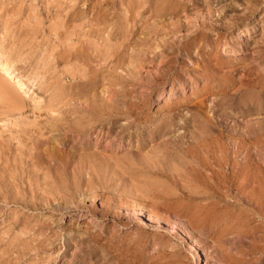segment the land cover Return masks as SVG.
<instances>
[{"label": "rangeland", "instance_id": "rangeland-1", "mask_svg": "<svg viewBox=\"0 0 264 264\" xmlns=\"http://www.w3.org/2000/svg\"><path fill=\"white\" fill-rule=\"evenodd\" d=\"M153 7L155 9H153ZM134 22L135 26L133 27ZM175 23L177 25L179 23L178 27ZM203 24L209 27H205L202 29L203 31H199V29L202 28L201 26H204ZM191 30L192 32H190ZM196 30H198V32H195ZM200 32H202L201 34H204L203 37ZM129 34L132 35L129 36ZM65 35H68V37H70L69 35H71L72 37V41L70 40L67 44L68 46L64 45L68 42H65V40L67 39ZM199 35L200 37H198ZM59 36L62 37V42L64 43H61V37ZM124 36L135 38L137 36L139 38L144 37L143 42H141L142 40L139 38H134L135 40H137V42L133 39L134 41H132L131 44H129V40L127 41L125 39L126 41L125 43H123V45L125 44L130 49H132V43L135 42L137 43V46H135L137 49L147 50L149 48V50L146 52L148 54L143 55L144 58L142 57L143 59L138 60V64H140L139 66H136V68L138 67V69L135 68L136 71H133V73L137 77L139 76V78L138 80L135 79L137 81L134 80L136 84L134 85L132 91L133 96L131 100H133L136 106L138 104V107L142 109V114L140 115L141 118L138 117L140 119L137 118V121L134 120L135 122H133L131 120L132 118L130 117L131 113L128 114L129 116L122 117L124 118V120L121 118V120L119 121L121 126L132 121L130 132H126L122 137L117 136V131L121 128L120 125L115 127L113 132L108 129V125L104 128L96 126L92 130L93 134L91 133L92 135H88V137H85V139H80V137L77 136L78 134H76V132L71 133L69 131H65V128H63V130L61 129L63 132L62 135L66 137L63 138L64 143L59 144V146H63L64 148L62 147L60 149V147H58L55 149V151L57 152H54L55 154L59 153V156L56 155V157L59 158H57L58 160H61V163L57 161L53 162L50 160L45 163H40L42 166H39L41 167V172L43 167L46 169V165H49L50 162L64 164L67 159L65 156L66 148L68 149L76 143L80 145V143H83V141L86 140L84 141L85 144L91 146L93 144H96V146H99V151L102 150L100 151L102 152L101 154H104V156L107 157L110 161H114L121 157L122 158L119 160H122L124 159L123 157L126 156V158L129 159L126 160L132 161L133 159H136L133 161H135L136 163H140L141 165V163L147 159L146 156L148 154L150 155V157L153 155L154 161L153 158L150 159V157H148V162L151 161V163H154L158 162V159L161 160V163L164 164H160L159 161V163H155L156 168H168L166 170L170 174L171 169H173L174 171L178 168H183V166L181 165L182 163L178 162V160L180 161V158H178V160H172L171 156L168 155V158H163L164 160L159 156L157 157V159L156 156H154L153 152H151L152 154L150 153V151H152L151 146H153V151H155L157 147L165 148V146H160L162 144H160L159 142H167L168 144L166 143L165 145H169L168 148L173 149L178 148L177 144L181 145L179 146V148H183V145H190L189 141H191L192 135H190V133H192L195 129L193 128L194 122H192V114L194 115L196 113L195 111H197L195 116L197 114L201 116L200 118L199 115H197L196 118L197 120L200 119L199 121L202 127L200 129L196 128L195 132H206L208 136L205 133L202 134L208 138L207 139L202 136L203 139H205L202 143L204 144L203 146L205 147V143L207 144L206 141L211 140L212 144L210 141L208 142L209 144H211V148L216 151L217 156H220L222 162L226 161V164L225 162L222 163L221 167L218 165L220 167L219 168L216 163L214 164L215 161L213 157L208 159L211 154L208 155V152L206 153L204 148L201 146V151L204 153H201V151H199L198 149V151L201 153L199 155H202L203 160L205 159V161H207L208 159V162H212V170L216 168L219 169L217 170V172L222 170V174H219V176L223 175L224 173L225 181L223 180L222 183L218 182L217 179H220L218 178L219 176L213 177L215 174L211 173L210 170H208L209 172L206 171V168H203V170L201 168L199 171H202L205 175L207 173L211 174V181L209 180V182H212V185L220 190V192L224 191L226 187L225 191L221 192L222 194H191V192L188 193L187 191L189 190V188H186L187 185L188 187H190V184L189 182L187 183V181L184 179L182 181H178L179 184H170L171 182H167L165 186L168 189L165 188V191L167 189L168 192L159 190L157 182L160 181L159 185L164 184L165 178H163V176L166 177L168 175V173L164 170V173L166 172L167 175L165 173V175H163L162 177H158L159 179L153 176V179L156 178L155 180L157 181L158 179L159 181L156 182L155 180L153 181L150 178V182L153 181L152 184L155 185V188L157 186V191L159 193L155 190V188L153 189L154 185L151 184V187L147 186V188H151L150 190L146 188L147 192L151 191L148 193V195L146 192V195H144V192L140 193L139 195L138 193L140 192V189H142L141 191H143V187L146 186L144 185L145 182L143 183V181H146L147 178L144 179L142 176L140 181L139 177L141 175L139 174V172L141 171V169L138 167V172V170H136L137 167L135 165H132V163L129 165L123 164L122 166L124 167V170L121 169L122 166L117 167L116 172H114L115 176L112 172L115 171L114 167L110 168L112 170H110L109 168H105V174L107 173V171L110 174L108 175L107 173V175H105L104 173H102V177L101 175H90L88 172L89 167L87 166H85V170L82 169L81 171H79V169L75 167L74 164H69V166L71 165V168H68L69 176L67 175V173L65 174V171L61 168V170L59 171L61 174L60 176L62 177L60 181L61 183L58 182L60 190L57 189L56 193L50 196V204H53V206L55 205L58 208H54L52 210L48 207H46L47 209L45 210L37 208L35 209L33 207L27 208L21 205H16L14 203L6 204L4 201H2V198H0V264H133L132 261H134V264H137L138 262V264H158L159 262V264H171L173 262V264H184L183 262H185L186 264H242L241 260L243 264H264V255L261 256L258 252V254L256 253V256L255 254H251L252 251L256 249L254 248V246H252L254 245V241L256 244L255 246H257V243L258 245H264L262 241H259L262 240V238L260 237L264 235V228H262L264 227V178H262L264 177V0H0V58L2 61L9 62L11 70H13L14 73L26 77L31 87L29 90L27 88V95L24 98L23 105H21V107H24L22 110L19 107L17 109L18 112H16V110H10L9 112V110H7L5 107L7 101L3 103V100H1L3 98H0V144H2L0 145V153L2 152V150L3 152H6L4 150H7V154L3 155V159H5V156H7L6 160H10L9 163L13 162V157L16 154H20V151H27L29 153L32 152L30 153V156L32 154L33 156H35L34 152H36V146L39 143L41 148H44V143L38 140L42 139L43 136H40V133L43 131V134L46 133L48 135V132L46 131L47 128L49 129L51 127V117L55 114L58 115L59 112H62L59 110L64 108L65 103H62V105L60 104L62 101H66H64V99L66 98L65 95H68L67 92L69 91V86L71 84H75L78 80L77 78H75L74 80L70 79L67 72H65V69H67L65 65L66 62L73 61L75 55L81 52L84 53L86 51L85 54H90L89 57L97 54L98 52L102 53V51L106 49V47L103 49L104 46L101 45L102 40L110 43L112 49L116 48V50H121V48H123L122 42L125 38ZM187 36L191 38V42L197 40L198 38V41L195 42L200 43H197V46L194 44L196 48L193 45V49H191L190 51L191 54L189 52L185 55V53L181 54V49H183L182 42L184 41V37L186 38ZM63 37H65V39ZM146 38H149V40L147 39L149 41L148 43L146 42ZM199 38H201L202 40ZM90 39L92 41H90ZM76 40L79 41L78 44H75L77 43ZM86 40H89L90 43L89 41L87 43ZM80 42H83L81 44L82 46L80 45ZM145 42L146 44H144ZM214 42H216V44H214ZM86 43L88 45H86ZM207 43L210 44L207 45ZM72 44L74 47L71 46ZM200 44L203 45L200 46ZM142 45L146 46L143 47ZM55 46L57 48H55ZM79 46L82 47L83 51L78 50ZM94 46H100L101 48L99 47V49H97L95 47V51L91 50L94 48ZM203 46L205 47L203 48ZM52 47H54L55 49H53ZM171 47L173 50L171 49ZM197 48L200 50L197 51ZM87 51L89 53H87ZM151 51L158 52L155 59L152 58L151 55H153V52ZM199 53H201L200 56ZM173 54L175 57L173 56ZM206 54L208 56L210 54V56L208 57ZM170 57H172L173 59H170ZM180 57L184 59H181ZM165 59H168V62H173L171 63L172 66H170V64H168ZM164 60L165 62L161 63ZM176 60L182 61L185 66H183V64L182 67L181 64H178L177 66V64H175ZM91 62L92 61L90 60V63ZM93 62L91 63L92 66L94 64V67H96V61L94 60ZM165 63H167V65ZM174 65L175 67H173ZM202 66H204V68ZM176 67L179 71L176 70ZM167 69L169 71H167ZM119 70L121 71V69ZM208 72L210 76L208 75ZM155 73H159L161 74V76L153 80V76ZM198 73L200 74L198 75ZM206 73L208 76L205 75ZM141 77L147 81L142 83ZM150 82L152 85L150 84ZM141 84H143V86H141ZM220 84H223L224 86ZM149 87L152 88V95H149L148 93L151 89ZM54 88L57 90L56 92H54ZM99 88H103V85L99 86ZM51 90H53V93L56 96L52 93ZM220 90L223 91L221 92ZM139 91H141V93H139ZM57 93H59V97ZM146 93L147 95H145ZM104 94L105 96L108 95L107 92H104ZM130 95H132V93ZM134 95L136 96L137 100L135 99ZM245 95L247 101L249 100L248 102H246ZM248 95L252 97H249ZM52 96L54 98H51ZM146 96L148 97V99ZM247 96L249 97V99L247 98ZM241 97L244 98L245 101ZM51 99H55L53 102H60V104L58 103L60 106H58L57 104L55 106L56 108H52L54 109V112H52V109H50V111L48 109V105L50 104L49 100L51 101ZM66 99L69 100L68 97ZM146 99L148 100V103L143 104ZM219 99L221 100L222 104L221 102H217V100L220 101ZM239 100L241 102H239ZM235 101L238 102L236 103ZM245 102L246 104H244ZM251 102L253 104L249 105V103ZM257 107L259 109H256ZM57 109L58 112L55 111ZM52 113L54 114L52 115ZM145 115L146 117L144 118ZM48 117H50L51 119H48ZM168 117H173L174 119H176L175 126H172L173 128H168V132L166 129V132H164L163 130L161 134H159L161 136H157L153 131L156 130L159 124H162L167 119H170ZM186 120L191 121L193 124L189 121L187 122ZM16 121L19 122L15 124ZM253 121L254 123H252ZM249 122L252 124H250ZM61 123H63V121ZM10 124L13 127H11ZM47 124H50L49 127ZM256 124L258 128L255 129L254 126H256ZM61 125L63 127V124ZM204 125H206L204 127L205 129L203 128ZM248 125L252 126L250 127ZM9 126L12 128V131L17 129L18 127L19 131H27V133L29 134L25 135L27 133H23L24 139H22V141H20L19 138H12L8 141L6 137L13 133L10 130ZM31 126L34 128H32ZM30 127L33 129V131L29 129ZM189 127H192L193 129L191 128V130L189 129ZM252 127H254V130H251ZM259 128L261 129L259 130ZM251 131L253 133H256V135ZM213 133L216 136L213 135ZM46 134L43 138L47 136ZM140 134L142 135V137H140ZM210 134L212 135V138L214 136L213 139L210 137ZM218 136L220 137V139ZM27 137H29L30 140H28V143H26V140L28 139ZM215 137L217 138L215 139ZM213 140H215V142H213ZM216 141H218V144ZM184 142L185 144H183ZM213 143L217 145H213ZM3 145H5L6 147H3ZM46 146L47 144L45 145V147ZM237 146L241 149L236 148ZM14 147L16 149H14ZM223 148L225 153L228 155L224 153V157L222 158V153L224 151L221 152L219 150H223ZM235 148L236 150L238 149V151H236ZM13 149L15 151H13ZM173 149L168 150L170 152ZM172 152L174 153L175 151ZM134 153H136L137 155ZM138 153H140V155ZM218 153H220L221 155H219ZM132 155H135L138 158H136L135 156V158L131 157ZM227 156L230 158H228ZM140 157H143L144 160H142ZM3 159L0 160V162L2 163L0 164V182H4L5 178L8 177V172L6 171H11V169H3L7 168L9 165V163H7V161ZM2 161L5 162L3 163ZM234 161L239 163H233ZM166 162H168V164ZM172 162L174 164L178 162L180 166H178V164L174 165L172 164ZM229 163L232 165L231 167ZM240 163H242L241 167H239ZM2 165H4L5 167H3ZM173 165L174 167L176 166V169L172 167ZM125 166L128 168L127 171L125 170ZM215 166L216 168H214ZM129 167L132 168V170H129ZM133 169L136 171V173L134 171L135 174H139V177L132 173ZM120 170H122L123 172L121 171L122 173H120ZM77 171L82 173H80L79 175ZM124 171L128 172V175ZM129 172H131L132 174H130ZM225 172L229 175H225ZM111 173L113 176H110ZM245 173L246 179L244 177ZM73 174L75 175L73 176ZM237 174H239L238 177ZM249 175L250 178L247 177ZM129 176H133L132 178L134 179L130 178ZM87 177H89V179ZM128 178L132 179V181H129ZM136 178L140 181V183H143V186L142 184L139 185V182L138 184L134 183V181H136ZM160 178L163 182L160 180ZM212 178H214V182L216 180L215 185L213 184L214 182ZM125 179L127 180L125 181ZM183 181L186 182L184 183ZM260 181L263 182L260 183ZM123 183H125L126 185ZM186 183L187 185H185ZM216 183L219 184L216 185ZM135 184L139 185V187ZM132 185H134V188L136 186V188L134 189ZM162 187L160 186V189ZM175 187H177V190L175 189ZM252 187L256 189L257 194L255 193V189L253 190ZM2 188L3 187L0 184V191H3ZM111 188L113 193L110 191ZM129 188L131 190L134 189L138 196L136 197L135 193L133 195V190L131 192ZM259 188H262L263 190L261 189L259 191ZM152 189L154 190V192ZM169 189L173 192H170ZM251 189L254 191H252L253 193L251 192ZM241 190L244 192H242ZM123 191L125 193L128 191V193L124 195L125 193ZM162 191H164V193L160 194V192ZM174 191H177L176 193L180 194H175ZM120 192L121 196L124 195L123 197L120 196ZM165 193L168 194L161 196ZM182 193H186L184 194L185 196H183ZM131 194L134 197H132ZM155 194H157V197ZM167 195H169V197ZM127 196L129 198H127ZM139 196L141 197V199L139 198ZM177 196H179V198ZM142 197H144L146 200L144 198L142 199ZM133 198L137 201H134ZM138 198L140 200H138ZM162 198H166L167 200H163ZM168 198L170 200H168ZM174 198H176V202ZM126 199L128 200L126 201ZM155 200H157L156 203H154ZM123 201L124 206L122 204ZM151 201L152 203H150ZM127 202L130 204V206L132 205L133 207L131 206L132 208H130V206L127 205ZM139 202L141 204L144 203L143 206H141ZM160 202H162L160 205V207L162 206L161 208L158 207ZM145 203H147L148 206H146L147 204L145 205ZM120 204H122V206ZM125 204L127 207H129L127 208ZM137 204L139 205L137 206ZM151 204L154 205L152 206ZM211 204L213 205L210 206L211 210L214 208V210H210L212 213L210 211H207V209L209 210L210 208H207V206ZM59 205L61 206L59 207ZM198 205L201 208L197 207ZM156 206L157 210L160 211L154 213V209L156 211V208L154 207ZM137 207H142V210L145 212H147L149 208H153L152 214H157L159 212L160 215L158 214V220L159 223H161V226H159L158 228L145 219L141 221L134 220L135 217L131 215L132 211L130 209H135ZM169 207L171 208L170 210ZM202 208L206 209L202 210ZM224 209L226 210V213L223 212ZM115 210L117 211L114 212ZM151 210L152 209H150V211H148L147 213H150ZM121 211L124 212L121 213ZM222 213L223 217H220ZM90 214L93 216H90ZM196 214L205 217L202 218V216H197ZM119 215L121 217H124L125 215V217L121 218ZM207 215L209 216V218H206ZM165 216L168 218H166ZM91 217H93L94 219L92 220ZM165 218L166 220L168 219V222L165 221ZM212 218L215 221L211 220ZM122 219L123 221H121ZM200 220L202 223L200 222ZM204 220L207 221L204 222ZM179 226L184 230L186 229L185 231L189 233L188 235L194 242L195 247L201 251L203 257L202 261L196 260L194 258V249L191 248V244L189 242L190 240L184 238V236L182 237V230L179 229ZM38 227L42 228L43 232H39L40 230L36 231L35 228ZM243 227L248 228V230L250 229V234H248V230L246 228L244 229ZM260 227L262 228V233ZM241 228H243L244 230H242ZM240 229L244 232V234L240 231ZM256 229L258 230L256 231ZM223 230H225L224 232L227 233L224 234ZM160 235L161 237L159 238ZM162 235L164 238L162 237ZM153 236L159 238V240L157 238L155 240ZM248 240L253 242L252 245ZM157 241H159L160 243ZM38 243L44 244L43 247L37 250L35 246ZM249 246L252 248L247 249ZM221 249L223 250V252H221L220 254L219 252ZM248 250L251 251L248 252ZM173 251L178 253L176 254ZM134 252L137 254H134ZM168 254L169 259L171 258L170 260L167 258ZM171 255H176L179 260H177V258L173 259L175 256L172 257ZM241 255H244V258L248 256L247 258H250L251 260L249 259L250 261H246L245 259L247 258H245L244 261L243 259H241L243 258ZM239 258L241 259L240 261ZM162 259L164 260V263H162ZM257 259L260 261L257 262ZM176 260H182V262L180 261L178 263ZM230 260H235V263Z\"/></svg>", "mask_w": 264, "mask_h": 264}, {"label": "bare ground", "instance_id": "bare-ground-1", "mask_svg": "<svg viewBox=\"0 0 264 264\" xmlns=\"http://www.w3.org/2000/svg\"><path fill=\"white\" fill-rule=\"evenodd\" d=\"M143 1V0H142ZM148 1V0H147ZM171 1V0H170ZM161 5V4H160ZM174 5V4H173ZM172 5V6H173ZM162 6V5H161ZM153 9H155L154 7H153ZM158 9V8H157ZM169 11V10H168ZM158 16V15H157ZM134 18V17H133ZM133 20V19H132ZM134 21V20H133ZM177 22V21H176ZM209 23V22H208ZM176 24V23H175ZM185 24V23H184ZM131 25H132V23H131ZM161 25V24H160ZM178 25H179V23H178ZM178 25L176 24V26L178 27ZM202 25V24H201ZM204 25V24H203ZM209 25V24H208ZM249 25V24H248ZM124 26V25H123ZM135 26V22L133 23V27ZM143 26V25H142ZM214 26V25H213ZM187 27V26H186ZM202 28L201 29H199V31L201 30V31H203L202 29L203 28H205V27H209V26H207V25H204V26H201ZM178 29V28H177ZM180 29V28H179ZM190 29H192V28H190ZM189 29V30H190ZM198 29V28H197ZM125 30V29H124ZM170 30V29H169ZM132 31V30H131ZM127 32H129V31H127ZM190 32H192V30L190 31ZM195 32H198V30H196ZM202 32H200V34H201ZM204 33V32H203ZM198 34V33H197ZM59 35V34H58ZM75 35V34H74ZM91 35V34H90ZM96 35V34H95ZM124 35V34H123ZM122 35V36H123ZM128 35V34H127ZM132 35V34H131ZM130 34H129V36H131ZM137 35V34H136ZM190 35V34H189ZM194 35V34H193ZM202 35V37L204 36V34H201ZM66 36V35H65ZM70 37H71V35H69ZM73 36V35H72ZM77 36V35H76ZM81 36V35H80ZM94 36V35H93ZM127 37V36H124L123 38H124V40H123V42H122V45H123V43H125V41L127 40H129V44H131V42L132 41H134L136 38H139L138 36L135 38V37ZM135 36V35H134ZM185 36V35H184ZM196 36V35H195ZM206 36V35H205ZM219 36V35H218ZM58 37V36H57ZM59 37H61V36H59ZM70 37H68V35L66 36V40H65V42L66 41H68L66 44H64V45H66V46H68L67 44L69 43V41L71 40L72 41V37L70 38ZM74 37V36H73ZM145 37H146V35H145ZM198 37H200V35L198 36ZM64 39H65V37H63ZM82 38V37H81ZM88 38V37H87ZM100 38V37H99ZM135 38V39H134ZM144 38V37H143ZM143 38H139V39H141L140 41L141 42H143ZM58 39H60V38H58ZM74 39V38H73ZM79 39V38H78ZM86 39V38H85ZM115 39V38H114ZM119 39V38H118ZM120 39H121V37H120ZM126 39V40H125ZM134 39V40H133ZM149 40V38H146V40ZM153 39V38H152ZM190 39L191 38H189L188 36L185 38L184 37V41L182 42L183 43V49H181L182 50V52H181V54H183V53H185V55L186 54H188L190 51H191V49H193L192 47H193V45L195 44H199L200 42H195V41H198V38H197V40H194V41H190ZM194 39V38H193ZM199 39H201V38H199ZM207 39V38H206ZM205 39V40H206ZM57 40V39H56ZM61 43H64V42H62V37H61ZM60 40H58V41H60ZM75 40V39H74ZM73 40V41H74ZM80 40V39H79ZM146 41L147 43L149 42V41ZM202 40V39H201ZM85 41V40H84ZM87 41V43H88V41L89 40H86ZM90 41H92L91 39H90ZM90 41H89V43H90ZM136 42H137V40H135ZM139 41V40H138ZM152 41V40H151ZM163 41V40H162ZM173 41V40H172ZM207 41V40H206ZM75 42V41H74ZM76 42L77 43H75V44H78V42L79 41H77L76 40ZM93 42H96V41H93ZM101 42V41H100ZM132 43L133 45L131 46L132 47V49H130L128 46H126L125 44L123 45V48H121V50H116V48H114V46H113V48L115 49H112V47H111V45H110V43H108V42H106L105 40H102V43H101V45L102 46H104L103 47V49L106 47V49L104 50V51H102V53H100V52H98L97 53V51H96V53L97 54H94V55H92L91 57H89L90 56V54L88 55V54H85V52L83 53V52H81V53H78V54H76L75 55V58H74V60L73 61H68V62H66V68L67 69H65V72H67V74H68V76L70 77V79H75V78H77L76 80H77V82L76 81H74V82H76L75 84H71L70 86H69V91L67 92V94L68 95H65L66 96V98L68 97L69 98V100H67L66 98L64 99V101L65 102H61V104H60V102H53L55 99H51V101L49 100V102H50V104L48 105V109H49V111H50V109H52L53 107H55L58 103L60 104V105H62V103H65V106H64V108L63 109H60L59 111H62V112H59V114L57 115V114H55V115H53L54 113H52V119L50 118V117H48V119L50 118L51 120V127L48 129L47 128V131L46 132H48V135L45 137V138H43L44 137V135L45 134H43L42 132V134L40 133V136L41 135H43L42 136V139H38L39 141H42L43 143H44V148H41V146H40V143L36 146V152H34V155L35 156H33V154L30 156V153H32V152H27V151H20V154H16L14 157H13V162H10L9 163V161H7L6 159H7V156H5V159H3L4 157H3V155L4 154H7L6 152H7V150H4V151H6V152H3V150H2V152L0 153V158H2L3 160H6L7 161V163H9V165H8V167L7 168H3L4 170H6V169H11V171H6V172H8L7 174V176L8 177H6L5 178V180H4V182H0V184L2 185V189H3V191L1 190L0 191V198H2V201H4L6 204H8V203H14V204H16V205H21V206H24V207H27V208H30V207H33V208H37V209H47L46 207H48L49 209H54V208H58V207H56L55 205L53 206V204L51 205L50 203H51V201H50V196L51 195H53V194H55L56 193V191H57V189L58 190H60L59 189V184H58V182H60L61 181V174H60V170H61V168L65 171V174L67 173V175L69 176V174H68V168L70 167L71 168V165L69 166V164H74V166L75 167H77L78 169H79V171H81L82 169H84L85 168V166H87V167H89V170H88V172H89V174L91 175H94V176H100L101 175V177H102V173H104L105 174V168H111V167H114V169H115V171H112L113 172V175H114V172H116V170H117V167H119V166H122L123 164H127V165H129V164H131L132 163V165H135L136 167H137V169L136 170H138L139 168L141 169V171L139 172V170H138V172H139V174L141 175L140 177L137 175V174H135L136 173V171L133 169V172L132 173H134V171H135V175L136 176H138L140 179V181H141V178H142V176H143V178L144 179H146V181H147V183H146V181H143V183H144V185H146L145 187H143L144 188V190L143 191H141L142 189H140V192L138 193L139 195H140V193H142V192H146L147 193V195H148V193L149 192H151V191H149V192H147V189L148 190H150L151 188H147V186H149V187H151V184L153 183V181L156 179H153V176H155V177H162L163 175H165V173L167 172V170L166 169H168V168H166V169H161V168H159L158 167V169L156 168V164L157 163H159V161H160V164H162L161 163V160H159L157 157L159 156L161 159H163L164 157H166V158H168L167 156L169 155V156H171V158H172V160L174 159H177L178 160V158H180V161H182V162H180L179 160H178V162L179 163H182L181 165L183 166V168H178V169H176V166L174 167V165L175 164H178V162L177 163H173L172 162V164H174L172 167H174V169H176V170H174L173 171V169H171L170 170V174L168 173V175H167V173H166V177H164L163 176V178H165L164 179V184H162V185H159L160 184V181L157 179V181H159V182H157L156 180V182L158 183V188H159V190H164L165 191V188H167L166 186H165V184L167 183V182H171L170 184H179V182L178 181H182L183 179L184 180H186L187 181V183L189 182V186L190 187H188V185H187V183L185 184V185H187V187L186 188H189V190H187L188 191V193L189 192H191V194H193V193H197V195H198V193H204V194H222L221 192H224L225 191V189H226V187H225V189H224V191H221L220 192V190H218L215 186H213L212 185V182L210 183L209 182V180L211 181V174H209V173H207L206 175L202 172V171H199L201 168H202V170H203V168L205 169L206 168V171H208V170H210L211 171V173H213V174H215L213 177H215V176H219V174H222V170H220L221 171V173H220V171H218L217 172V170H219V169H217L216 168V166L214 167V168H216V169H214L213 167V169L214 170H212L211 169V163L212 162H208V159L209 158H211V157H213L214 158V164L216 163L217 164V166L219 165L220 167H221V164L222 163H224L225 162V164H226V161H224V162H222L221 161V159H220V156H217V153H216V151L213 149V148H211L212 146H211V144H212V142H211V140H209L210 142H211V144H209L208 142L209 141H206L207 142V144L205 143V147L203 146L204 144H202L203 143V140H205V139H203V137L202 136H204V135H202L203 133H205L206 134V132H202V131H197V132H195V129L196 128H201L202 126H201V123H200V119L199 120H197V118H196V116L197 115H199V114H197L196 116H195V114L197 113V111H195L196 113L193 115L192 114V122H194V127L193 128H195L194 130H193V132L192 133H190V135H191V141H189L190 142V145H183V148L181 147V148H179V146H181L180 144H177V146H178V148H175V149H173V148H168V146L169 145H165L166 143L164 142H159L160 144H162V145H160V146H165V148L164 147H161V148H156L155 149V151H153V149L154 148H152L153 146H151V150L152 151H150V153L151 152H153V154H154V156H156V158L158 159H156L158 162H154V163H151V161H149L148 162V157H150V155L148 154L147 156H146V154H145V156H146V160H144V158L142 157H140L142 160H144L142 163H141V165H140V163H136L135 161H133V160H136V159H131L132 161H128L129 159L128 158H126V156L125 157H123L124 159H122V160H119V159H121V158H119V159H116V160H114V161H110L107 157H105L104 156V154H101L102 152H100V151H102V150H100L99 151V146H96V144H93L92 146L91 145H88V144H85V142L84 141H86V140H84L83 141V143H80V145L79 144H75V145H73V146H71V147H69L68 149L66 148V151L65 150H63V151H65L66 152V154H65V156H66V161L64 162V164L62 163V164H60L61 162V160H58L59 158L58 157H56V155L57 156H59L58 154H55L54 152H57V151H55V149L56 148H58V147H60L59 146V144H62V143H64V137H66V136H63L62 134H63V132H62V130H63V128H65L66 130L65 131H69V132H76V134H78L77 136H79L80 137V139H85V137H88V135H92L93 133H92V130L97 126H100V128H104L105 126H109L108 127V129L110 130V131H112L113 132V130L115 129V127H117V126H121V124L119 123V121L121 120V118L122 117H126V116H129L128 114H130V117L132 118L131 120L133 121V122H135V121H137L136 119L138 118V117H140V115L142 114V109H140L139 107H138V104H137V106H136V104H134V102H133V100H131V98H132V96H133V88H134V85L136 84V82L135 81H137L138 80V78H139V76L137 77L134 73H133V71L135 72L136 70H135V68H136V66H139L140 64H138V60H140V59H143L144 58V56L143 55H145V54H148V53H146L148 50H149V48L147 49V50H144V49H137L135 46H137V43ZM146 42L144 43V44H146ZM160 42V41H159ZM165 42V41H164ZM175 42V41H174ZM202 42V41H201ZM208 42V41H207ZM209 42H211V41H209ZM55 43V42H54ZM60 43V42H59ZM83 42H80V45L82 44ZM86 43V45H88ZM172 43V42H171ZM179 43V42H178ZM203 43V42H202ZM56 44H57V42H56ZM128 44V43H127ZM143 44V45H144ZM208 44H210V43H207V45ZM214 44H216V42H214ZM53 45H55V44H53ZM90 45V44H89ZM94 45H95V43H94ZM142 45V46H143ZM149 45V44H148ZM175 45H177V44H175ZM180 45V44H179ZM195 45H194V47H195ZM201 45H203V44H200V46ZM57 46H59V45H57ZM62 46V45H61ZM72 47H74L73 46V44L71 45ZM76 46V45H75ZM78 46V45H77ZM82 46V45H81ZM81 46H79V51L80 50H82V47ZM91 46V45H90ZM93 46V45H92ZM97 46V45H96ZM96 46H94V48L93 49H91V50H96V48L97 49H99V47H96ZM116 46V45H115ZM130 46V45H129ZM146 46V45H145ZM145 46H143V47H145ZM171 46H173V45H171ZM197 46V45H196ZM65 47V46H64ZM88 47V46H87ZM96 47V48H95ZM122 47V46H121ZM175 47V46H174ZM173 47V48H174ZM179 47V46H178ZM205 46H203V48H204ZM53 49H55V48H57L56 46H55V48L54 47H52ZM85 48V47H84ZM91 48V47H90ZM101 48V47H100ZM142 48V47H141ZM157 48V47H156ZM161 48H163V47H161ZM176 48V47H175ZM181 48V47H180ZM196 48V47H195ZM200 48V47H199ZM86 49V48H85ZM88 49H89V47H88ZM119 49V48H118ZM146 49V48H145ZM171 49H172V47H171ZM198 49V48H197ZM72 50V49H71ZM74 50V49H73ZM90 50V49H89ZM108 50V51H107ZM109 50H111V51H109ZM164 50H166V49H164ZM163 50V51H164ZM173 50V49H172ZM176 50H177V48H176ZM200 49H198L197 51H199ZM203 50V49H202ZM64 51V50H63ZM83 51V50H82ZM170 51V50H169ZM178 51V50H177ZM176 51V52H177ZM194 51V50H193ZM261 51V50H260ZM151 52H153V51H151ZM160 52V51H159ZM165 52V51H164ZM174 52V51H173ZM172 52V53H173ZM175 52V53H176ZM87 53H89L88 51H87ZM94 53V52H93ZM157 53L158 52H153V55H151L152 56V58L153 59H155L156 58V55H157ZM162 53V52H161ZM166 53H167V51H166ZM169 53H171V52H169ZM168 53V54H169ZM202 53V52H201ZM201 53H199V56H200V54ZM204 53V52H203ZM64 54V53H63ZM75 54V53H74ZM92 54V53H91ZM152 54V53H151ZM167 54V55H168ZM190 54H191V52H190ZM207 55V54H206ZM212 55V54H211ZM70 56V55H69ZM68 56V57H69ZM165 56H166V54H165ZM164 56V57H165ZM173 56H174V54H173ZM172 56V57H173ZM177 56H179V55H177ZM203 56V55H202ZM202 56H201V58H202ZM208 56V55H207ZM209 56H210V54H209ZM208 56V57H209ZM71 57V56H70ZM143 57V58H142ZM169 57V56H168ZM172 57H170V59L172 58ZM175 57V56H174ZM173 57V58H174ZM194 57V56H193ZM211 57H213V56H211ZM89 58H91V59H89ZM172 58V59H173ZM181 58V57H180ZM200 58V59H201ZM151 59V58H150ZM170 59H169V61H170ZM181 59H184V58H181ZM208 59V58H207ZM72 60V59H71ZM90 60L93 62L94 60L96 61L95 63L97 64V66L96 67H94V64H93V66H92V62L90 63ZM166 60V59H165ZM165 60L164 61H162L161 63H164L165 62ZM168 60V59H167ZM166 60V61H167ZM191 60V59H190ZM196 60V59H195ZM203 60V59H202ZM205 60V59H204ZM209 60H210V58H209ZM219 60V59H218ZM154 61V60H153ZM172 61H174V60H172ZM185 61V60H184ZM193 61V60H192ZM217 61V60H216ZM127 62V63H126ZM168 62V61H167ZM194 62V61H193ZM203 62V61H202ZM218 62V61H217ZM220 62H223V61H220ZM219 62V63H220ZM94 63V62H93ZM171 63H173V62H168V64H170V66H172L171 65ZM205 63V62H204ZM209 63V62H208ZM207 63V64H208ZM216 63V62H215ZM126 65V67H125V65ZM166 65H167V63H165ZM175 64H177V66H178V64H181V67H182V64H183V62L182 61H180V60H176V62H175ZM206 64V63H205ZM212 64V63H211ZM216 65H218V64H216ZM220 65V64H219ZM221 65H222V63H221ZM163 66V65H162ZM162 66H160V67H162ZM169 66V67H170ZM183 66H185L184 64H183ZM173 67H175V65L173 66ZM203 68H204V66H202ZM208 67H209V65H208ZM219 67H221V66H219ZM172 68V67H171ZM170 68V69H171ZM177 68V67H176ZM175 68V69H176ZM206 68H207V66H206ZM206 68H205V71H206ZM217 68V67H216ZM119 69H121V71L119 70ZM136 69H138V67L136 68ZM159 69V68H158ZM179 69H180V67H179ZM183 69V68H182ZM181 69V70H182ZM184 69H185V67H184ZM187 69V68H186ZM190 69V68H189ZM156 70V69H155ZM173 70V69H172ZM176 70H178V68L176 69ZM197 70V69H196ZM217 70V69H216ZM215 70V71H216ZM152 71V70H151ZM150 71V72H151ZM167 71H169L168 69H167ZM179 71V70H178ZM204 71V72H205ZM208 71H209V69H208ZM64 72V73H65ZM158 72V71H157ZM166 72V71H165ZM173 72V71H172ZM198 72V71H197ZM217 72V71H216ZM167 73V72H166ZM165 73V74H166ZM178 73V72H177ZM202 73V72H201ZM66 74V73H65ZM138 74V73H137ZM152 74V73H151ZM200 73H198V75H199ZM217 74V73H216ZM159 75V76H158ZM167 75H169V74H167ZM173 75V74H172ZM178 75V74H177ZM176 75V76H177ZM182 75V74H181ZM197 75V74H196ZM204 75V74H203ZM205 75H207V73L205 74ZM208 75H209V72H208ZM207 75V76H208ZM152 76V75H151ZM161 76V74H159V73H155L154 74V76H153V80L154 79H157V78H159ZM164 76V75H163ZM180 76V75H179ZM210 76V75H209ZM216 76V75H215ZM150 77V76H149ZM148 77V78H149ZM206 77V76H205ZM142 78V77H141ZM162 78V77H161ZM179 78V77H178ZM202 78V77H201ZM135 79H137V80H135ZM213 79V78H212ZM135 80V81H134ZM152 80V81H153ZM161 80V79H160ZM210 80H211V78H210ZM221 80V79H220ZM220 80H219V83H220ZM72 81V80H71ZM145 81H147V80H144L143 78H142V80H141V82L143 83V82H145ZM151 81V82H152ZM159 81V80H158ZM213 81V80H212ZM73 82V83H74ZM151 82H150V84H151ZM157 82V81H156ZM160 82V81H159ZM162 82V81H161ZM214 82V81H213ZM146 83H148V82H146ZM145 83V84H146ZM70 84V83H69ZM139 84H140V82H139ZM51 85V84H50ZM103 85V88H99V86H102ZM117 85V86H116ZM149 85V84H148ZM148 85H146V86H148ZM152 85V84H151ZM154 85V84H153ZM211 85V84H210ZM217 85H218V80H217ZM220 85H223V84H220ZM116 86V87H115ZM141 86H143V84H141ZM207 86V85H206ZM216 86V85H215ZM224 86V85H223ZM226 86V85H225ZM54 87V86H53ZM138 87V86H137ZM152 87V86H151ZM151 87H149V88H151ZM214 87V86H213ZM219 87V86H218ZM27 88H28V90L31 88L30 87V85H29V81H28V79H26V77H24V76H22V75H17L16 73H14V71L13 70H11V67H10V65H9V62L8 61H2L1 60V58H0V91H1V97L0 98H3V99H1V100H3V103L4 102H6L7 101V103H6V109L7 110H9V112H10V110L11 111H13V110H16V112H18L17 111V109L20 107L21 108V110L23 109V107H21V105H23V102H24V98H25V96L27 95L26 94V92H27ZM66 88V87H65ZM70 88H71V90H70ZM147 88V87H146ZM206 88V87H205ZM204 88V89H205ZM208 88V87H207ZM225 88V87H224ZM55 89V88H54ZM171 89H172V86H171ZM170 89V90H171ZM136 90V89H135ZM134 90V91H135ZM211 90H212V88H211ZM33 91V90H32ZM52 91V93H53V90H51ZM51 91H50V94H51ZM57 90L55 89V91L54 92H56ZM145 91H146V89H145ZM208 91V90H207ZM215 91V90H214ZM219 91V90H218ZM221 91V90H220ZM223 91V90H222ZM221 91V92H222ZM104 92H107L108 93V95L107 96H105V94H104ZM148 92V91H147ZM151 92H152V88L149 90V95L151 94ZM172 92V91H171ZM249 92V91H248ZM252 92V91H251ZM132 93V95H130ZM139 93H141V91H139ZM247 93V92H246ZM54 94V93H53ZM59 93H57V95H58ZM66 94V93H65ZM138 94V93H137ZM137 94H136V96H137ZM143 94V93H142ZM244 94V93H243ZM55 95V94H54ZM145 95H147V93L145 94ZM152 95V94H151ZM220 95V94H219ZM247 95V94H246ZM246 95H245V99H246ZM250 95V94H249ZM248 95V96H249ZM254 95V94H253ZM51 96V95H50ZM56 96V95H55ZM135 96V95H134ZM136 96H135V99H136ZM144 96V95H143ZM247 96V98L249 99V97H252V96H249L248 97ZM58 97H59V95H58ZM147 97V96H146ZM152 97V96H151ZM218 97V96H217ZM244 97V96H243ZM51 98H54L53 96L51 97ZM81 98V99H80ZM83 98V99H82ZM141 98V97H140ZM145 98V97H144ZM219 98V97H218ZM242 98V97H241ZM61 99V98H60ZM147 99H148V97H147ZM145 100L144 102H143V104H145V103H148V100ZM223 99V98H222ZM239 99H240V97H239ZM244 101H245V99L244 98H242ZM59 100V99H58ZM79 100H81V101H79ZM137 100V99H136ZM220 100V99H219ZM242 100V101H243ZM60 101V100H59ZM141 101V100H140ZM243 101V102H244ZM249 101V100H248ZM247 101V99H246V102H248ZM138 102V101H137ZM217 102H221V100L220 101H218L217 100ZM236 102V101H235ZM238 102V101H237ZM236 102V103H237ZM239 102H241L240 100H239ZM242 102V103H243ZM246 102L244 103V104H246ZM38 103V102H37ZM53 104V105H52ZM58 104V106H60ZM216 104V103H215ZM221 104H222V102H221ZM221 104H219V105H221ZM250 104H253L252 102L251 103H249V105ZM141 105V104H140ZM218 105V106H219ZM257 105V104H256ZM52 106V107H51ZM217 106V107H218ZM259 106V105H258ZM51 107V108H50ZM254 107V106H253ZM261 107V106H260ZM264 107V106H263ZM56 108V107H55ZM57 108H59V107H57ZM145 108V107H144ZM251 109V108H250ZM256 109H259L258 107L256 108ZM260 109H262V108H260ZM254 110V109H253ZM56 112H58V109L57 110H55ZM144 111V110H143ZM21 112V111H20ZM20 112H19V114H20ZM52 112H54V109H52ZM133 112H135V113H133ZM199 112V111H198ZM12 113V112H11ZM22 113V112H21ZM48 113V112H47ZM62 113V114H61ZM133 113V114H132ZM194 113V112H193ZM9 114V113H8ZM144 114H146V113H144ZM143 114V115H144ZM143 115H142V117H143ZM48 116V115H47ZM146 117V115L144 116V118ZM199 117L201 118V116L199 115ZM141 118V117H140ZM140 118H138V119H140ZM168 118H170V119H167L166 121H164L162 124H159L158 126H157V128H156V130H154L153 132H155L156 133V135L157 136H161V135H159V134H161V132L164 130V132H166L165 131V129L167 130L168 128H170V127H172V126H175V120L176 119H174L173 117H168ZM189 118V117H188ZM123 120H124V118H122ZM127 119V118H126ZM150 119V118H149ZM190 119V118H189ZM18 120H19V118H18ZM135 120V121H134ZM184 120V119H183ZM191 120V119H190ZM13 121V120H12ZM22 121V120H21ZM63 121V123H61ZM132 121H128L129 123H125L124 125H122L121 126V128L117 131V136H120V137H122V136H124V134L126 133V132H130V127H132L131 126V123H132ZM182 121V120H181ZM187 121V120H186ZM189 121V120H188ZM187 121V122H188ZM260 121V120H259ZM15 122V121H14ZM17 122H19V121H16V123L15 124H17ZM183 122V121H182ZM186 122V123H187ZM189 122H191V121H189ZM191 122V123H192ZM257 122H258V120H257ZM21 123V122H20ZM185 123V122H184ZM250 123V122H249ZM248 123V124H249ZM252 123H254V121L252 122ZM252 123H250V124H252ZM19 124V123H18ZM61 124H63V127H62V125ZM183 124V123H182ZM193 124V123H192ZM258 124V123H257ZM257 124H256V126H254L255 127V129L256 128H258L257 127ZM260 124V123H259ZM262 124H263V122H262ZM11 125V124H10ZM14 125V124H13ZM48 125V124H47ZM49 125H48V127H49ZM178 125V124H177ZM254 125V124H253ZM261 125V124H260ZM42 126V125H41ZM182 126V125H181ZM206 125H204L203 126V128L205 127ZM248 126H250V125H248ZM252 126V125H251ZM250 126V127H251ZM10 127V126H9ZM11 127H13L12 125H11ZM10 127V130L12 129ZM15 127V126H14ZM32 127V126H31ZM29 128V129H31L32 131H33V129L32 128H34V127H32V128ZM47 127V126H46ZM61 127V128H60ZM146 127V126H145ZM184 127V126H183ZM254 127H252V129L251 130H254L253 128ZM261 127V126H260ZM24 128V127H23ZM28 128V127H27ZM36 128V127H35ZM40 128V127H39ZM173 128V127H172ZM192 128V127H191ZM190 127H189V129H191ZM192 128V129H193ZM202 128V129H203ZM264 128V127H263ZM262 128V129H263ZM37 129H38V127H37ZM37 129H35V130H37ZM42 129V128H41ZM62 129V130H61ZM191 129V130H192ZM205 129V128H204ZM208 129V128H207ZM261 128H259V130H260ZM21 130V129H20ZM26 130V129H25ZM45 130V129H44ZM211 130V129H210ZM250 130V129H249ZM12 131V130H11ZM23 131V130H22ZM22 131H19L18 130V127H17V129H15L14 131H12L13 133L12 134H10L8 137H6V139L9 141V140H11L12 138H19V140L20 141H22V139H24L23 137V135L25 134V133H27V131H25V132H22ZM30 131V130H29ZM169 130H167V132H168ZM170 131H171V129H170ZM37 132V131H36ZM207 132H208V130H207ZM222 132V131H221ZM240 132V131H239ZM250 132V131H249ZM252 132V131H251ZM24 133V134H23ZM30 133H32V132H30ZM35 133V132H34ZM38 133V132H37ZM36 133V134H37ZM92 133V134H91ZM209 133H210V131H209ZM212 133V132H211ZM215 133V132H214ZM213 133V135H215ZM253 133V132H252ZM258 133V132H257ZM29 133H27V134H25V135H28ZM147 134V133H146ZM164 134H166V133H164ZM176 134V133H175ZM174 134V135H175ZM253 134H255L256 135V133H253ZM34 135V134H33ZM141 135V134H140ZM152 135V134H151ZM207 135V134H206ZM222 135V134H221ZM30 136V135H29ZM37 136H39V135H37ZM114 136H116V135H114ZM208 136V135H207ZM212 135L210 134V137H211ZM216 136V135H215ZM220 136V135H219ZM218 136V137H219ZM233 136V135H232ZM32 137V136H31ZM140 137H142V135L140 136ZM230 137V136H229ZM236 137H239V136H236ZM235 137V138H236ZM262 137V136H261ZM28 138V139H27ZM25 140L27 141L26 143H28V140H29V137H27ZM156 138V137H155ZM190 138V137H189ZM204 138H207L206 136H204ZM212 138V137H211ZM210 138V139H211ZM213 138H214V136H213ZM212 138V139H213ZM217 137H215V139H216ZM234 138V139H235ZM242 138V137H241ZM241 138H239V139H241ZM44 139V140H43ZM179 139V138H178ZM208 139V138H207ZM219 139H220V137H219ZM233 139V140H234ZM223 140V139H222ZM221 140V141H222ZM243 140V139H242ZM30 141V140H29ZM220 141V142H221ZM237 141V140H236ZM238 141H240V140H238ZM261 141V140H260ZM259 141V142H260ZM25 142V141H24ZM45 142H46V144H47V146L45 147ZM179 142V141H178ZM213 142H215V140H213ZM217 142V144H218V141H216ZM219 142V143H220ZM243 142V141H242ZM9 143V142H8ZM16 143V142H15ZM79 143V142H78ZM225 143V142H224ZM227 143V142H226ZM236 143H240V142H236ZM12 144H13V141H12ZM156 144H157V142H156ZM168 144V143H167ZM183 144H185V142L183 143ZM202 144V145H201ZM217 144H215V143H213V145H217ZM221 144V143H220ZM235 144V143H234ZM243 144V143H242ZM0 145H2V144H0ZM26 145V144H25ZM32 145H33V143H32ZM35 145V144H34ZM99 145V144H98ZM5 145H3V147H4ZM8 146V145H7ZM11 146V145H10ZM14 146V145H13ZM54 146V147H53ZM176 146V147H177ZM200 146L201 147H203L204 148V150L206 151V153L208 152V155L209 154H211L209 157H208V159H207V161H205V159L203 160V158H202V155H199V154H201V153H204V152H202L201 151V148H200ZM228 146V145H227ZM238 146H240V145H238ZM236 147V148H239V147ZM244 146V145H243ZM6 147V146H5ZM17 147V146H16ZM29 147V146H28ZM31 147V146H30ZM33 147V146H32ZM63 147V146H62ZM62 147H60V149L62 148ZM171 147V146H170ZM219 147H224V146H219ZM64 148V147H63ZM202 148V149H203ZM236 148H235V150H236ZM245 148V147H244ZM3 149V148H2ZM6 149V148H5ZM9 149V148H8ZM14 149H16L15 147H14ZM13 149V151H15ZM24 149V148H23ZM30 149V148H29ZM140 149V148H139ZM170 149H173L172 151H175L174 153L172 152V151H170L169 152V150ZM198 149H199V151H201V153L198 151ZM222 149V148H221ZM219 150V151H224V148H223V150ZM226 149V148H225ZM227 149H228V147H227ZM239 149H241V148H239ZM104 150V149H103ZM193 150H195V151H193ZM234 150V149H233ZM59 151V150H58ZM62 151V150H61ZM230 151V150H229ZM236 151H238V149L236 150ZM242 151V150H241ZM17 152V151H16ZM139 152V151H138ZM220 152V153H221ZM9 153V152H8ZM62 153V152H61ZM103 153H104V151H103ZM144 153H146V152H144ZM144 153H142V154H144ZM149 153V152H148ZM220 153H218L219 155H221ZM225 153V151L222 153V155ZM228 153V152H227ZM15 154V153H14ZM117 154V153H116ZM134 154H136V153H134ZM139 155H140V153H138ZM152 154V153H151ZM174 154V155H173ZM226 154V153H225ZM250 154V153H249ZM103 155V156H102ZM137 155V154H136ZM226 155H228V154H226ZM34 157V159H33V157ZM64 156V155H63ZM109 156V155H108ZM114 156V155H113ZM135 155H132L131 157H134ZM206 156H207V154H206ZM237 156V155H236ZM249 156V155H248ZM136 158H138L137 156H135ZM134 157V158H135ZM224 157V155L222 156V158ZM228 157V156H227ZM245 157V156H244ZM10 158V157H9ZM8 158V159H9ZM58 158V159H57ZM116 158H117V156H116ZM151 158H153V161H154V157H153V155L150 157V159ZM166 158H164V159H166ZM225 158H226V156H225ZM224 158V159H225ZM228 158H230V157H228ZM2 159H0V160H2ZM126 159H128V160H126ZM149 159V160H150ZM163 159V160H164ZM244 159V158H243ZM249 159V158H248ZM57 161V162H60L59 164H57V163H52V162H50V164L49 165H46L47 167H46V169L43 167V169H45V170H43L42 169V172H41V164L40 163H45V162H47V161ZM138 160H140V159H138ZM141 160V161H142ZM155 160V161H156ZM212 160V159H211ZM226 160H227V158H226ZM229 160V159H228ZM37 162V164H36V162ZM147 161V162H146ZM231 161H232V159H231ZM244 161V160H243ZM248 161V160H247ZM3 162V161H2ZM5 162V161H4ZM3 162V163H4ZM125 162H127V163H125ZM236 161H234L233 163H235ZM39 163V164H38ZM156 163V164H155ZM167 164H168V162H166ZM165 163V164H166ZM170 163V162H169ZM228 163V162H227ZM239 163V162H238ZM237 162H236V164H238ZM0 164H2L1 162H0ZM6 164V163H5ZM160 164H159V166H160ZM164 164V163H163ZM162 164V165H163ZM224 164V165H225ZM230 164V163H229ZM242 163H240L239 165V167H241L242 165H241ZM44 165V166H45ZM62 165V166H61ZM161 165V166H162ZM228 165V164H227ZM3 167H5L4 165H2ZM39 166H41V167H39ZM134 166V167H135ZM178 166H180L179 164H178ZM218 166V167H219ZM232 165L230 164V167H231ZM257 166V165H256ZM123 167V166H122ZM121 167V169L122 170H124V167L122 168ZM130 167H131V165H130ZM129 167V168H130ZM139 167V168H138ZM165 167V166H164ZM164 167H162V168H164ZM171 167V166H170ZM219 167V168H220ZM228 167V166H227ZM235 167V166H234ZM233 167V168H234ZM259 167V166H258ZM72 168H73V166H72ZM125 170L127 171V167L125 166ZM132 168H133V166H132ZM132 168H130L129 170H132ZM237 168V167H236ZM253 168V167H252ZM76 169V168H75ZM222 169V168H221ZM241 169V168H240ZM4 170H2V171H4ZM85 170V169H84ZM110 170H112V169H110ZM122 170H120V173H122L123 171ZM164 170L166 171L165 173H164ZM216 170V171H215ZM225 170V169H224ZM235 170V169H234ZM233 170V171H234ZM237 170V169H236ZM251 170V169H250ZM253 170V169H252ZM122 171V172H121ZM176 171V172H175ZM239 171H241V170H239ZM9 172H10V174H9ZM125 172V171H124ZM205 172V171H204ZM209 172V171H208ZM224 172V171H223ZM226 172H228V171H226ZM225 172V175L227 174ZM232 172V171H231ZM235 172V171H234ZM249 172H252V171H249ZM248 172V173H249ZM254 172V171H253ZM0 173H1V171H0ZM77 173L80 175V173H82V172H78L77 171ZM86 173V172H85ZM107 173H108V175L110 174L108 171H107ZM107 173L105 174V175H107ZM126 174L128 173V172H125ZM124 173V174H125ZM130 174H132L131 172H129ZM240 173V172H239ZM88 174V175H89ZM253 174V173H252ZM63 175V174H62ZM75 174H73V176H74ZM89 175V176H90ZM112 175V173H111V175L110 176H113ZM128 175V174H127ZM209 175V176H208ZM227 175H229V174H227ZM234 175H235V173H234ZM248 175V174H247ZM251 175V174H250ZM250 175L249 176H247V177H249L250 178ZM68 176H66V177H68ZM77 176V175H76ZM86 176V175H85ZM115 176V175H114ZM121 176V175H120ZM239 176V174H237V177ZM246 176V173H245V175H244V177ZM59 177V178H58ZM65 177V178H66ZM83 177V176H82ZM122 177V176H121ZM128 177V176H127ZM130 177V176H129ZM133 177V176H132ZM132 177H130V178H132ZM209 177H210V179H209ZM224 173H223V175H220L218 178H220V179H217L218 180V182H223V180H224ZM229 177V176H228ZM233 177V176H232ZM52 178H54V179H52ZM73 178V177H72ZM86 178V177H85ZM88 179H89V177H87ZM97 178V177H96ZM105 178H107V177H105ZM130 178H128L129 179V181H132V179H134V178H132V179H130ZM153 180L152 182H150L151 181V179ZM217 178V177H216ZM227 178V177H226ZM231 178V177H230ZM259 178V177H258ZM262 178H264V177H262ZM261 178V179H262ZM64 179V178H63ZM99 179H100V177H99ZM104 179V178H103ZM119 179V178H118ZM123 179V178H122ZM213 179V182H214V178H212ZM229 179V178H228ZM235 179V178H234ZM245 179H246V177H245ZM58 180V181H57ZM67 180V179H66ZM106 180H108V179H106ZM127 179H125V181H126ZM139 180H137V178H136V181H134V183H137L138 184V182H139V185L140 184H142V186H143V183L141 182L140 183V181ZM160 180L162 181V179L160 178ZM233 180V179H232ZM63 181V180H62ZM74 181V180H73ZM128 181V182H129ZM149 181V182H148ZM185 181V182H186ZM225 181V180H224ZM235 181V180H234ZM64 182V181H63ZM72 182V181H71ZM106 182V181H105ZM121 182V181H120ZM163 182V181H162ZM184 182V181H183ZM184 182V183H185ZM215 182H216V180H215ZM215 182L213 183L214 185H215ZM226 182H227V179H226ZM261 182H263V181H260V183ZM61 183V182H60ZM84 183V182H83ZM127 183V182H126ZM220 183V184H221ZM87 184V183H86ZM89 184V183H88ZM115 184V183H114ZM123 184H125V183H123ZM137 184H135L136 186H138L139 187V185H137ZM169 184V183H168ZM181 184H183V183H181ZM181 184H180V186H181ZM217 184H219V183H216V185ZM258 184V183H257ZM75 185V184H74ZM90 185V184H89ZM93 185V184H92ZM119 185H120V183H119ZM126 185V184H125ZM152 185H154V184H152ZM223 185H225V184H223ZM111 186V185H110ZM133 186V188H134V185H132ZM136 186H135V188H136ZM160 186L162 187V186H165V187H162V188H164V189H160ZM173 186V185H172ZM177 186V185H176ZM240 186V185H239ZM113 187V186H112ZM141 187V186H140ZM169 187V186H168ZM91 188H92V186H91ZM99 188V187H98ZM106 188H107V186H106ZM105 188V189H106ZM134 188V189H135ZM147 188V189H146ZM155 188V185H154V187H153V189ZM170 188H171V186H170ZM177 187H175V189H176ZM186 188H185V190H186ZM77 189V188H76ZM79 189V188H78ZM119 189V188H118ZM130 189V188H129ZM134 189H132L133 190V192H132V190L130 189V191L133 193V195H134V193H135V196L137 197L138 195H137V193L134 191ZM146 189V190H145ZM152 189V190H153ZM168 189V188H167ZM167 189H166V191H167ZM183 189V188H182ZM241 189V188H240ZM252 189L254 190L255 188H253L252 187ZM251 189V192L253 191ZM262 189V188H261ZM260 188H259V191L261 190ZM123 190V189H122ZM122 190H121V192H122ZM155 190L157 191V186H156V188H155ZM177 190V189H176ZM180 190V189H179ZM263 190V189H262ZM100 191V190H99ZM110 191L112 192V188L110 189ZM164 191H162V192H160V194L161 193H164ZM165 191V192H166ZM169 191H170V189H169ZM242 191V190H241ZM258 191V192H259ZM264 191V190H263ZM263 191H261V192H263ZM76 192V191H75ZM87 192V191H86ZM92 192V191H91ZM110 192V193H111ZM121 192H120V196H121ZM124 192V191H123ZM153 192H154V190H153ZM158 192V191H157ZM156 192V193H157ZM168 192V191H167ZM170 192H173V191H170ZM175 192V194H178V193H176L177 191H174ZM178 192H180V191H178ZM182 192V191H181ZM242 192H244V191H242ZM254 192V191H253ZM252 192V193H253ZM85 193V192H84ZM96 193V192H95ZM113 193V192H112ZM125 193V192H124ZM128 193V191L124 194V195H126ZM143 193V194H144ZM146 193L144 194V195H146ZM159 193V192H158ZM246 193H247V191H246ZM248 193H249V191H248ZM252 193H250V194H252ZM255 193L257 194V191H256V189H255ZM254 193V194H255ZM62 194V193H61ZM88 194V193H87ZM166 194H168V193H165V194H162L161 196H164V195H166ZM169 194H171V193H169ZM173 194V193H172ZM174 194V195H175ZM180 194V193H179ZM178 194V195H179ZM183 194V196H185L184 194H186V193H182ZM262 194V193H261ZM110 195V194H109ZM112 195V194H111ZM119 195V194H118ZM122 195H123V193H122ZM123 195V196H124ZM132 195V194H131ZM132 195V197H134ZM143 195V196H144ZM156 195V197H157V194H155ZM196 195V196H197ZM203 195V194H202ZM65 196V195H64ZM123 196H121V197H123ZM129 196H130V192H129ZM154 196V195H153ZM168 197H169V195H167ZM171 196V195H170ZM199 196H201V195H199ZM220 196V195H219ZM262 196V195H261ZM67 197V196H66ZM65 197V198H66ZM131 197V198H132ZM135 197V198H136ZM160 197V196H159ZM172 197V196H171ZM178 198H179V196H177ZM192 197V196H191ZM127 198H129L128 196H127ZM130 198V199H131ZM139 198L141 199V197L139 196ZM138 198V200H140ZM144 197H142V199H143ZM181 198V197H180ZM125 199V198H124ZM145 199V198H144ZM163 199V198H162ZM164 199H166V198H164ZM163 199V200H164ZM172 199V198H171ZM175 199V202H176V198H174ZM173 199V200H174ZM55 200V199H54ZM65 200V199H64ZM68 200V199H67ZM66 200V201H67ZM122 200H123V198H122ZM122 200H121V202H122ZM128 199H126V201H127ZM133 200H134V198H133ZM146 200V199H145ZM167 200V199H166ZM168 200H170L169 198H168ZM172 200V201H173ZM70 201V200H69ZM72 201V200H71ZM134 201H137V200H134ZM142 201V200H141ZM171 201V202H172ZM177 201H180V200H177ZM60 202V201H59ZM104 202V201H103ZM120 202V203H121ZM157 202V200H155V202L154 203H156ZM163 202V201H162ZM162 202H160V204H159V206L158 207H160V205H161V203ZM169 202V201H168ZM67 203H69V202H67ZM126 203V202H125ZM137 203V202H136ZM140 203V202H139ZM150 203H152V201L150 202ZM158 203H159V201H158ZM165 203V202H164ZM163 203V204H164ZM174 203V202H173ZM80 204H81V201H80ZM112 204V203H111ZM110 204V205H111ZM123 206H124V201H123ZM122 204H120L121 206H122ZM131 204H132V201H131ZM141 204V203H140ZM144 204V203H143ZM143 204H141V206H143ZM147 203H145V205H146ZM167 204V203H166ZM171 204V203H170ZM210 204V203H209ZM106 205V204H105ZM127 205H129L130 206V204L127 202ZM139 204H137V206H138ZM144 205V206H145ZM150 205V204H149ZM152 206L154 205V204H151ZM157 205V204H156ZM168 205H169V203H168ZM184 205V204H183ZM208 205V204H207ZM61 205H59V207H60ZM81 206H83V205H81ZM117 206V205H116ZM125 206H126V204H125ZM128 206V207H129ZM132 206V205H131ZM130 206V208H132ZM134 206H135V202H134ZM146 206H148V204L146 205ZM205 206V205H204ZM203 206V207H204ZM210 206H213L212 204L211 205H209V206H207V208L208 207H210ZM127 207V206H126ZM127 207V208H128ZM151 207V206H150ZM162 207V206H161ZM160 207V208H161ZM171 207V206H170ZM169 207V210L171 209ZM175 207V206H174ZM184 207V206H183ZM197 207H200L199 205L197 206ZM106 208V207H105ZM113 208V207H112ZM117 208V207H116ZM125 208V207H124ZM154 208H156V211H155V209H154V211H153V208H149V210L148 211H150V209H152L151 210V212L150 213H147V212H145V211H143L142 210V207L141 208H133V209H130L132 212H131V215H133V217H135V219L134 220H136V221H141V220H143V219H145V220H147V221H149V223L151 222L152 224H154L155 226H157L158 228H159V226H161L160 224L161 223H159V220H158V218H159V212L157 213V214H152V211L154 212V213H156L157 211H160V210H157V206L156 207H154ZM168 208V207H167ZM201 208V207H200ZM261 208V207H260ZM260 208H258V209H260ZM62 209V208H61ZM110 209V208H109ZM115 209V208H114ZM159 209V208H158ZM163 209H164V207H163ZM166 209V208H165ZM206 209V208H205ZM205 209H203L202 208V210H205ZM107 210V209H106ZM129 210V209H128ZM211 210V207L209 208V210L207 209V211H210ZM212 210H214V208L212 209ZM211 210V211H212ZM257 210V209H256ZM82 211V210H81ZM117 210H115L114 212H116ZM167 211H168V209H167ZM200 211V210H199ZM210 211V212H211ZM216 211V210H215ZM214 211V212H215ZM226 210L224 209V211L223 212H225ZM262 211V210H261ZM263 211H264V209H263ZM107 212V211H106ZM109 212V211H108ZM119 212V211H118ZM122 212H124V211H121V213ZM129 212V211H128ZM202 212V211H201ZM209 212V213H210ZM104 213V212H103ZM197 213V212H196ZM200 213V212H199ZM212 213V212H211ZM210 213V214H211ZM221 213V212H220ZM226 213V212H225ZM224 213V214H225ZM116 214V213H115ZM159 214V215H158ZM205 214V213H204ZM210 214H209V216H210ZM118 215V214H117ZM123 215V214H122ZM126 215H127V213H126ZM197 215V214H196ZM261 215V214H260ZM90 216H93V215H91L90 214ZM120 216V215H119ZM158 216V217H157ZM197 216H202V215H197ZM208 216V215H207ZM206 216V218H209V216L207 217ZM223 217V213H222V215H220V217ZM225 216V215H224ZM226 216H227V214H226ZM262 216V215H261ZM121 217V216H120ZM124 217H125V215H124ZM124 217H121V218H124ZM166 217V216H165ZM205 217V216H204ZM203 216H202V218H204ZM127 218V217H126ZM161 218V217H160ZM163 218V217H162ZM166 218H168V217H166ZM166 218H165V221H167L166 220ZM201 218V217H200ZM91 219L93 220L94 218L93 217H91ZM164 219V218H163ZM128 220H129V218H128ZM170 220V219H169ZM208 220V219H207ZM206 220V221H207ZM211 220H213V221H215L213 218L211 219ZM225 220V219H224ZM227 220V219H226ZM121 221H123V219L121 220ZM133 221V220H132ZM164 221V220H163ZM202 221H203V219H202ZM205 220H204V222H206ZM209 221H210V219H209ZM212 221V222H213ZM223 221V220H222ZM168 222V221H167ZM198 222H199V220H198ZM200 222H201V220H200ZM203 222V223H204ZM226 222V221H225ZM202 223V222H201ZM168 224V223H167ZM247 224V223H246ZM244 225V224H243ZM151 226V225H150ZM241 226V225H240ZM153 227V226H152ZM246 227H248V226H246ZM246 227H243L244 229L246 228ZM166 228V227H165ZM176 228V227H175ZM237 228V227H236ZM243 228H241L242 230H244ZM256 228H258V227H256ZM261 228V227H260ZM262 228H264V227H262ZM262 228H261V233H262ZM36 229V231L37 230H40L39 232H43V229L42 228H35ZM171 229H172V227H171ZM179 229L180 230H182V232H181V235H182V237L184 236V238H186V239H188V240H190L189 242H190V244H191V248L192 249H194V258L196 259V260H201L202 261V259H203V257H202V253H201V251L200 250H198L196 247H195V245H194V242L192 241V239L190 238V236L188 235L189 233H187L182 227H180L179 226ZM227 229V228H226ZM229 229V228H228ZM239 229V228H238ZM240 229V231L244 234V232L242 231ZM247 230H248V228H246ZM179 230V231H180ZM221 230H222V228H221ZM247 230H245V231H247ZM252 230H253V228H252ZM251 230V231H252ZM258 229H256V231H257ZM260 230V229H259ZM225 230H223V232H224ZM228 231V230H227ZM239 231V230H238ZM239 231V232H240ZM249 231H250V229L247 231V233L248 234H250L249 233ZM148 232V231H147ZM239 232H237V233H239ZM255 232V231H254ZM264 232V231H263ZM146 233V232H145ZM157 233V232H156ZM155 233V234H156ZM227 233V232H226ZM225 232H224V234H226ZM236 233V232H235ZM246 233V232H245ZM259 233H260V231H259ZM41 234V233H40ZM147 234V233H146ZM154 234V235H155ZM160 234V233H159ZM223 234V233H222ZM223 234V235H224ZM264 234V233H263ZM39 235V234H38ZM149 235V234H148ZM147 235V236H148ZM253 235V234H252ZM256 235H257V233H256ZM139 236V235H138ZM142 236V235H141ZM143 236H144V234H143ZM150 236V235H149ZM156 236V235H155ZM155 236H153V238H155V240H156V238L157 237H155ZM158 236V235H157ZM244 236V235H243ZM255 236V235H254ZM261 236V235H260ZM161 237V235L159 236V238ZM162 237H163V235H162ZM150 238V237H149ZM159 238H157L158 240H159ZM164 238V237H163ZM260 238H262V240H259V241H262V243H264L263 241V239H264V235H262V237H260ZM146 239V238H145ZM250 239V238H249ZM253 239V238H252ZM139 240V239H138ZM144 240V239H143ZM149 240V239H148ZM184 240V239H183ZM236 240V239H235ZM255 240V239H254ZM253 240V241H254ZM136 241V240H135ZM241 241V240H240ZM244 241H247V240H244ZM248 241H250V240H248ZM257 241V240H256ZM258 241V242H259ZM148 242V241H147ZM157 242H159V241H157ZM162 242V241H161ZM238 242V241H237ZM52 243V242H51ZM137 243V242H136ZM154 243V242H153ZM160 243V242H159ZM241 243V242H240ZM251 245H252V241H250L249 242ZM257 243V242H256ZM43 244L44 243H38V244H36V246H35V248L38 250V249H40L41 247H43ZM134 244V243H133ZM150 244H152V243H150ZM156 244V243H155ZM249 244V245H250ZM261 244V243H260ZM48 245V244H47ZM50 245V244H49ZM135 245V244H134ZM161 245V244H160ZM159 245V246H160ZM250 245V246H251ZM256 244H255V241H254V245H252V246H254V248H256L255 250H253L252 251V253L251 254H255V256H256V253L258 252L261 256L262 255H264V245L262 244V245H258V243H257V246H255ZM154 246V245H153ZM237 246V245H236ZM245 246V245H244ZM248 247L247 249H249V248H252V247ZM247 247V246H246ZM116 248V247H115ZM136 248H139V247H136ZM160 248V247H159ZM158 248V249H159ZM166 248V247H165ZM164 248V249H165ZM196 248V249H195ZM119 249V248H118ZM155 249H156V247H155ZM168 249V248H167ZM166 250V249H165ZM175 250V249H174ZM241 250H242V248H241ZM252 250V249H251ZM250 250V251H251ZM134 251V250H133ZM142 251V250H141ZM163 251V250H162ZM170 251V250H169ZM168 251V252H169ZM176 251V250H175ZM249 250H248V252H250ZM125 252V251H124ZM136 252V251H135ZM134 252V254H137V253H135ZM167 252V253H168ZM174 252V251H173ZM221 252H223V250L221 249L220 250V254H221ZM240 252V251H239ZM143 253V252H142ZM170 253V252H169ZM174 253H176V252H174ZM178 253V252H177ZM176 253V254H177ZM242 253V252H241ZM257 253V254H258ZM133 254V255H134ZM159 254H160V252H159ZM223 254H225V253H223ZM123 255V254H122ZM144 255V254H143ZM163 255V254H162ZM173 255V254H172ZM171 255V256H172ZM160 256V255H159ZM158 256V257H159ZM165 256V255H164ZM175 256V257H174ZM174 256H172V257H174L173 259H175V258H177V260H179L178 259V257L176 256V255H174ZM221 256V255H220ZM242 256V255H241ZM241 256H240V258H241ZM244 256V255H243ZM242 256V257H243ZM251 256V255H250ZM258 256V255H257ZM260 256V257H261ZM135 257V256H134ZM226 257V256H225ZM228 257V256H227ZM230 257V256H229ZM239 257V256H238ZM248 257V256H247ZM247 257H245V258H247ZM253 257V256H252ZM144 258V257H143ZM160 258V257H159ZM166 258V257H165ZM164 258V259H165ZM167 258L169 259V254L167 255ZM234 258H236V257H234ZM239 258V261L241 260V259H245L244 257L243 258H241L240 259ZM262 258V257H261ZM136 259V258H135ZM135 259H133V260H135ZM141 259V258H140ZM153 259H154V257H153ZM171 259V258H170ZM169 259V260H170ZM172 259V260H173ZM226 259V258H225ZM248 259V258H247ZM247 259H245L246 261H250L249 259L247 260ZM253 259V258H252ZM256 259V258H255ZM166 260V259H165ZM168 260V261H169ZM176 260V261H177ZM227 260V259H226ZM244 260V261H245ZM254 260V259H253ZM139 261V260H138ZM155 261H156V258H155ZM157 261H159V260H157ZM161 261V260H160ZM164 260L162 259V263H164L163 262ZM174 261V260H173ZM181 262H182V260H180ZM180 261H177L178 263L180 262ZM230 261H232V260H230ZM235 260H233L232 262H234ZM257 262L258 261H260V260H256ZM133 262V264H134V261H132ZM141 262H143V261H141ZM255 262V261H254ZM263 262V261H262ZM139 263V262H138ZM137 263V264H138ZM151 263V262H150ZM160 263V262H159ZM158 263V264H159ZM167 263H169V262H167ZM174 263V262H173ZM173 263H171V264H173ZM184 264H186L185 262H183ZM235 263V262H234ZM240 263V262H239ZM241 263L243 264V262H242V260H241ZM246 263V262H245ZM264 263V262H263ZM118 264V263H117ZM136 264V263H135ZM142 264V263H141ZM165 264V263H164ZM176 264V263H175ZM180 264V263H179ZM233 264V263H232ZM236 264V263H235ZM262 264V263H261Z\"/></svg>", "mask_w": 264, "mask_h": 264}]
</instances>
